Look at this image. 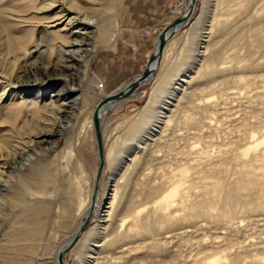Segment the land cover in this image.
I'll return each mask as SVG.
<instances>
[{"label":"bare ground","instance_id":"1","mask_svg":"<svg viewBox=\"0 0 264 264\" xmlns=\"http://www.w3.org/2000/svg\"><path fill=\"white\" fill-rule=\"evenodd\" d=\"M104 1L0 0V264H264V0H188L120 97Z\"/></svg>","mask_w":264,"mask_h":264},{"label":"rangeland","instance_id":"2","mask_svg":"<svg viewBox=\"0 0 264 264\" xmlns=\"http://www.w3.org/2000/svg\"><path fill=\"white\" fill-rule=\"evenodd\" d=\"M187 1L188 0L108 1L106 4H108L110 8L107 15L110 14V23L113 22V24L110 25H115L116 27L110 26L109 28L112 38L109 40V44L105 47V50L101 51L99 48L102 46H98L93 51L91 69L87 71L89 77L92 76L94 78V73L97 74V76L99 75V80L104 81L106 87H108V92L115 88H119L132 77L139 74L144 67L145 61L154 51L156 34L160 29L166 27L172 19L177 18L180 12L183 11ZM100 2L104 4L105 1L100 0ZM201 6L202 3L198 0L193 11L194 15L192 19H195L198 15ZM173 50H175V48L171 46L169 54H172V52H174ZM187 64L188 63H186V65ZM175 82L178 81H173L174 85ZM151 84L152 82H147L139 86L137 88V96L128 99L118 108L109 111L105 115L102 125L105 123V126H108L109 117L136 112L147 99ZM83 152L89 169L93 168L94 162L96 161L95 153L92 152L91 148ZM99 179L104 181L105 175H101L98 178V182ZM98 182L94 188V193L97 191ZM104 205L101 199L96 205L94 203L93 207L96 210L99 208L100 210H104ZM87 222L88 225H90L92 222L91 218ZM64 258L69 264H78L74 254L69 251L66 252Z\"/></svg>","mask_w":264,"mask_h":264},{"label":"water","instance_id":"3","mask_svg":"<svg viewBox=\"0 0 264 264\" xmlns=\"http://www.w3.org/2000/svg\"><path fill=\"white\" fill-rule=\"evenodd\" d=\"M197 3V0H189V7L188 10L185 12V15L187 14V16L191 15V11H194L195 9V5ZM189 13V14H188ZM182 19V18H181ZM179 20V18H174L172 19L168 25L166 26V28L173 26L174 24L177 23V21ZM164 28H162L155 37V41H156V45H155V50L153 51V53L151 54V56H149L147 58V60L144 63V67L143 69L140 71V73L134 78L133 81L130 82V85L128 88L125 89L124 92L122 93H118L116 94V97H120L121 94H128L130 93L133 89L136 88L137 86V81L141 80L143 77H145L148 74V64L149 62L152 60L153 56L157 55L159 50L161 49V46L163 44V34H164ZM98 107H96L93 111V115H92V128H93V136H94V141H95V146H96V154L97 157L99 158L98 161V168L97 170L99 171L101 169L100 163V157H101V145H100V133H99V127H98V121H97V117H96V110ZM98 176V175H97ZM97 176H95L97 178ZM99 177V176H98ZM93 200H91V207L93 206ZM91 208H89V212L90 213ZM88 221V219L85 218V220L82 223V226H84L86 224V222ZM59 256L61 257V254H59Z\"/></svg>","mask_w":264,"mask_h":264}]
</instances>
